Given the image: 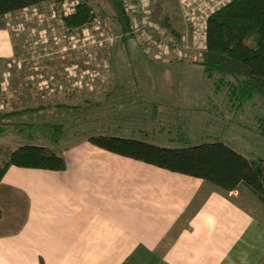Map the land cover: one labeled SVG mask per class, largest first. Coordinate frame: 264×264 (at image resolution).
<instances>
[{
  "label": "rangeland",
  "instance_id": "obj_1",
  "mask_svg": "<svg viewBox=\"0 0 264 264\" xmlns=\"http://www.w3.org/2000/svg\"><path fill=\"white\" fill-rule=\"evenodd\" d=\"M85 1L97 16L82 28L62 21L76 4L70 0L0 19L15 51L13 58L0 56V112L51 105L14 117L31 124L0 133V165L23 144L47 145L64 156L94 134L166 146L222 141L264 160V99L255 94L241 102L232 84L200 63L206 18L228 0H144L146 25H135L136 36L127 40L106 0ZM126 4L132 15L133 2ZM58 123L60 146L51 142V124Z\"/></svg>",
  "mask_w": 264,
  "mask_h": 264
},
{
  "label": "crops",
  "instance_id": "obj_2",
  "mask_svg": "<svg viewBox=\"0 0 264 264\" xmlns=\"http://www.w3.org/2000/svg\"><path fill=\"white\" fill-rule=\"evenodd\" d=\"M3 28L0 56L10 59L14 45ZM89 137L66 148L64 170L8 168L0 181V264H259L264 258V202L246 184L226 191Z\"/></svg>",
  "mask_w": 264,
  "mask_h": 264
},
{
  "label": "trees",
  "instance_id": "obj_3",
  "mask_svg": "<svg viewBox=\"0 0 264 264\" xmlns=\"http://www.w3.org/2000/svg\"><path fill=\"white\" fill-rule=\"evenodd\" d=\"M47 1L62 4L67 0H0V19L8 13ZM70 1L76 2L73 10L62 16L68 29L82 28L95 20L97 13L87 1ZM106 1L112 18L119 25L122 40L136 36L126 0ZM204 41L200 63L210 76L219 73L220 80L233 85L231 91L235 95L239 93L241 102L250 100L255 94L264 99V0H228L215 8L206 18ZM48 106L51 105L0 112V133L8 125L18 127V124L27 123L15 122L14 117L37 113ZM51 125V142L57 145L62 140L63 125ZM89 140L92 144L121 155L203 178L226 191L237 189L244 183L264 202L263 158L247 157L222 141L166 146L140 138L108 134H94ZM66 165L65 157L55 153L52 148L27 143L11 151L2 161L0 181L10 166L64 170ZM259 264H264V258Z\"/></svg>",
  "mask_w": 264,
  "mask_h": 264
},
{
  "label": "built area",
  "instance_id": "obj_4",
  "mask_svg": "<svg viewBox=\"0 0 264 264\" xmlns=\"http://www.w3.org/2000/svg\"><path fill=\"white\" fill-rule=\"evenodd\" d=\"M131 2H133L132 4V19H133V27L134 30L136 31V26L138 25H142L145 26L146 22L144 21L143 17V9H144V5H145V1L144 0H131Z\"/></svg>",
  "mask_w": 264,
  "mask_h": 264
}]
</instances>
